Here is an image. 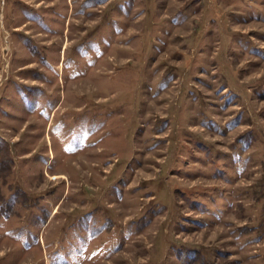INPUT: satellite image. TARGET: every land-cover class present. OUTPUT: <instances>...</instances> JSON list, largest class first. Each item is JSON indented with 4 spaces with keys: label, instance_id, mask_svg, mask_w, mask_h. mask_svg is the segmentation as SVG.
<instances>
[{
    "label": "rangeland",
    "instance_id": "obj_1",
    "mask_svg": "<svg viewBox=\"0 0 264 264\" xmlns=\"http://www.w3.org/2000/svg\"><path fill=\"white\" fill-rule=\"evenodd\" d=\"M0 264H264V0H0Z\"/></svg>",
    "mask_w": 264,
    "mask_h": 264
}]
</instances>
